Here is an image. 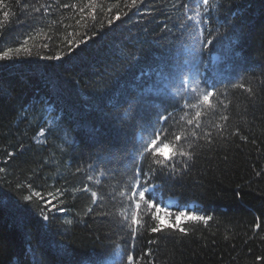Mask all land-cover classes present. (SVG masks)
<instances>
[{"label": "trees", "instance_id": "trees-1", "mask_svg": "<svg viewBox=\"0 0 264 264\" xmlns=\"http://www.w3.org/2000/svg\"><path fill=\"white\" fill-rule=\"evenodd\" d=\"M88 4L0 3V55L13 49L0 60V264H127L128 254L138 264H264V0H211L221 39L202 52L181 27L193 23L183 5L193 15L195 0ZM194 56L200 92L215 84L219 93L213 107H201L178 76L166 95L153 94L157 71ZM165 109L185 129L200 111L194 130L211 132L195 141L187 168L151 181L164 202L213 217L185 224L187 235L151 233L147 215L143 227L131 225L134 169L156 167L137 149Z\"/></svg>", "mask_w": 264, "mask_h": 264}, {"label": "snow or ice", "instance_id": "snow-or-ice-1", "mask_svg": "<svg viewBox=\"0 0 264 264\" xmlns=\"http://www.w3.org/2000/svg\"><path fill=\"white\" fill-rule=\"evenodd\" d=\"M142 2V0H139ZM2 3V0H0ZM132 6H136L138 0H131ZM95 0H89L88 6L94 9ZM41 7H45L41 5ZM51 7V5L45 7ZM62 7H75V5L63 4ZM214 5L211 4V0H195L194 14L188 15L190 9L188 4H184L185 16L187 21H192L191 24H182L181 27L185 30H190V35L193 36L194 42L199 45L198 49L194 51L202 52L205 49H209L214 43L218 44L221 39V34L217 31L213 35V17L210 13V9ZM34 11L39 12V8H35ZM80 13L85 11L84 7H80ZM9 13L3 12L5 19L8 18ZM116 20L120 19V16L115 17ZM79 23V21H77ZM111 25L112 20L108 21ZM207 33V36L204 34ZM86 41L81 39L77 47L80 44H84ZM72 40H68V44L71 45ZM47 47V45H44ZM13 49H8L0 55V60L9 56V53ZM16 52L21 51V48H16ZM69 53L74 51L73 48L68 49ZM49 59L60 60V56L49 57ZM200 57L194 56L192 60H185L182 64L174 66L171 71H165L161 69L157 71L156 75L160 81L161 86L152 89L154 95L163 96L166 95L171 89V81L176 79L178 76L179 83L183 86L185 92L192 94L195 93L200 98V106L208 105L209 108L213 107L211 104V98L218 96L219 93L216 91L215 84H209L208 87L211 90H206L203 93L200 92V81L203 76V72L200 68ZM175 74V75H174ZM243 87V85H239ZM183 98V97H182ZM189 107H197L196 104L187 105ZM201 112L197 111L193 118L186 120L188 126L191 128L185 129L179 121H176L173 113L168 112L165 109L164 112L156 114L155 121L150 124V131L148 133V139L141 145L137 152L145 157L151 158L156 167H149L148 171H144L142 167L137 165L134 169V182L130 185V195L128 200L133 206V211L131 214V225L143 227L144 224L142 220L144 216H149L153 220L154 226L150 227L149 231L151 233H163L168 231H178L181 234L187 235L188 230L184 226L188 222H203L207 225L209 221L213 219L212 216L197 214V211L192 210H180L176 204L169 200L167 202L163 201L162 196L157 192V185L152 183L157 176H172L180 172L181 167L187 168L188 161L193 159V149L196 146L195 141L202 138H210L211 132L204 131L202 134L194 129L201 128ZM222 120L227 121V116H221ZM185 117H181L180 120L183 121ZM217 127H220L217 125ZM211 143V140H208ZM9 155H12L9 153ZM135 159V157L133 158ZM3 169L0 168V172ZM143 177V178H142ZM91 179V177H89ZM84 192H89L92 197V203L96 204L98 199V194L96 191H92L87 185L83 188ZM35 196L41 197L39 192L34 193ZM123 195V194H122ZM42 198V197H41ZM26 201L32 199L31 196H25ZM46 204H52V200L46 201ZM55 207V205H52ZM170 206L176 208L175 211L170 210ZM59 211H64L63 208L58 209ZM92 212V208L88 209ZM139 217V218H138ZM48 216H43V220L47 221ZM127 220V218H125ZM257 228L260 227L259 223L256 225ZM132 236L135 239L137 235V227H132ZM155 241H149V243H154ZM151 249H149V253ZM116 256L123 259V253L117 249ZM260 259V258H258ZM127 264H138L131 254L126 257ZM113 264H119L118 261H114Z\"/></svg>", "mask_w": 264, "mask_h": 264}, {"label": "rangeland", "instance_id": "rangeland-1", "mask_svg": "<svg viewBox=\"0 0 264 264\" xmlns=\"http://www.w3.org/2000/svg\"><path fill=\"white\" fill-rule=\"evenodd\" d=\"M170 200L173 201V202L175 203V199H170ZM168 201H169V200H168ZM175 204H176V206H177V203H175ZM170 207H171V206H170ZM189 208H192V206H189ZM185 209H187L186 206L180 208V210H185Z\"/></svg>", "mask_w": 264, "mask_h": 264}]
</instances>
